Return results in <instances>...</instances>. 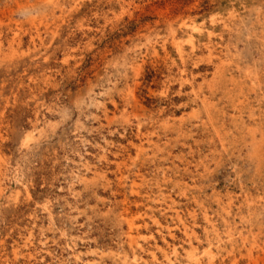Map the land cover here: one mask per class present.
Masks as SVG:
<instances>
[{
    "label": "rangeland",
    "instance_id": "374dc122",
    "mask_svg": "<svg viewBox=\"0 0 264 264\" xmlns=\"http://www.w3.org/2000/svg\"><path fill=\"white\" fill-rule=\"evenodd\" d=\"M171 261L264 264V0H0V264Z\"/></svg>",
    "mask_w": 264,
    "mask_h": 264
},
{
    "label": "bare ground",
    "instance_id": "6f19581e",
    "mask_svg": "<svg viewBox=\"0 0 264 264\" xmlns=\"http://www.w3.org/2000/svg\"><path fill=\"white\" fill-rule=\"evenodd\" d=\"M155 218V217H154ZM156 220V219H155ZM160 223V222H159ZM230 238V237H229ZM168 256V255H167ZM170 256V255H169ZM171 257V256H170ZM169 260V259H168ZM171 260V259H170ZM173 261V260H172ZM171 261V264H173V262Z\"/></svg>",
    "mask_w": 264,
    "mask_h": 264
}]
</instances>
